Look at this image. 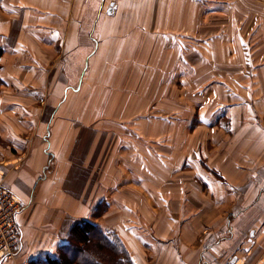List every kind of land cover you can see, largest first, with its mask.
<instances>
[{
	"label": "crops",
	"instance_id": "crops-1",
	"mask_svg": "<svg viewBox=\"0 0 264 264\" xmlns=\"http://www.w3.org/2000/svg\"><path fill=\"white\" fill-rule=\"evenodd\" d=\"M106 1L0 0V179L25 204L15 260L0 264L56 257L82 220L113 232L131 264H264V23L254 39L233 33L249 0H239L246 9L237 0H117L111 23ZM206 15L219 39L200 56L212 57L214 85L184 93L195 111L213 113L200 126L220 138L210 139L209 154L203 138L182 134L186 145H197L193 151L173 157L136 146L129 158L109 132L155 110L153 92L166 93L167 109L170 89L157 81L170 73L154 64L170 60L172 38L196 34ZM179 56L188 63L186 52ZM146 63L154 71L137 75ZM140 80L148 82L146 101ZM171 122L151 126L173 129ZM184 125L191 117L176 124ZM151 137L144 141L159 140ZM99 205L107 210L93 216Z\"/></svg>",
	"mask_w": 264,
	"mask_h": 264
},
{
	"label": "trees",
	"instance_id": "trees-1",
	"mask_svg": "<svg viewBox=\"0 0 264 264\" xmlns=\"http://www.w3.org/2000/svg\"><path fill=\"white\" fill-rule=\"evenodd\" d=\"M197 0L192 1L195 3ZM250 4V1H247ZM253 7L249 5V9L251 10ZM250 10L240 11L239 16L243 19L240 20L239 25L241 30L234 31L233 33L241 36V38H245L247 40L254 39L256 35L259 36L258 27L260 23H264V11H260L261 17L259 15H252ZM217 23H213L212 19H209L207 23H203L199 18L197 19V30L196 34L191 32L184 33H176L177 39H173L170 41V46H172L173 42L176 43V53L171 55L170 60H165L164 65L160 66L161 63H158L156 66V70L166 71L168 75L170 73V77L162 80H158L157 82H161L162 85L169 88L171 85H180L181 87H186L187 90H193L197 93L203 94L211 84L214 85V80L211 76H214V71L210 68V60L211 58H202L201 61H198L197 65H192L189 62L184 63V61L179 58V54L182 55L184 52L187 55H191L192 52L202 53L203 50L206 52L212 51V42L215 40L218 41V37L215 33L210 32L212 30V26ZM255 27L254 30L252 28ZM170 34V33H166ZM171 35V34H170ZM180 36L182 38H180ZM216 36V37H215ZM186 37V41L183 39ZM264 38V33L262 35ZM215 39V40H214ZM186 46V48H185ZM229 51V49H226ZM258 50V48H255ZM220 52H222L220 50ZM236 52V49H235ZM204 55V54H203ZM205 56V55H204ZM246 58L249 62L254 63L253 59L247 55H241V61ZM195 66L198 68H205L206 72L202 75H198L196 78L194 73L196 71ZM242 65V70H243ZM179 76L181 79H175V76ZM210 79L208 84H201L206 79ZM151 113L150 117L146 120L143 118H139L140 113L134 114V126H130L129 128H119L117 131L112 133L113 137L124 140L128 145V157L131 156V151L134 150L133 147H138V151L141 153H157L159 155L165 156V149H168L173 152H178L181 149V135L183 134L184 128L181 126H176V124L181 121L182 115L170 116L168 114H157L163 113L161 111L154 112V108L150 106L148 110H145ZM198 112L195 111L194 118H192V124L196 127L198 122ZM203 115L210 121H213V113L211 111L203 112ZM166 121L172 120L171 125L174 126L173 137L175 138V144L167 146L164 143L166 138L169 135V125L166 127L163 126H151L153 121ZM149 124V126H148ZM137 128L143 129L146 137L143 134H137ZM133 130H136L133 131ZM164 133V137H159V140L151 141L148 143L144 141L145 138H152L151 136L160 135V133ZM151 133H155L151 135ZM136 137H139L140 140H136ZM133 141V142H132ZM137 142L141 143L137 145ZM147 145L151 146V149H146ZM156 147H160V150H157ZM196 146H190L189 151H193ZM197 152V150H196ZM100 207H104L99 205ZM99 208L93 211V216H98ZM101 214V213H100ZM99 214V215H100ZM112 235V236H110ZM113 232H106L100 228L99 225L89 221L82 220L80 222L75 223L71 229L67 239V242L62 245L56 257H44L42 259L37 260L36 262H32V264H131L127 255L124 253L125 251L118 243L117 239L114 237Z\"/></svg>",
	"mask_w": 264,
	"mask_h": 264
},
{
	"label": "rangeland",
	"instance_id": "rangeland-1",
	"mask_svg": "<svg viewBox=\"0 0 264 264\" xmlns=\"http://www.w3.org/2000/svg\"><path fill=\"white\" fill-rule=\"evenodd\" d=\"M116 1L117 0H107L106 1V3H107V7H110L111 6V3H116ZM251 3L249 4L250 6H252L253 8L250 10L249 8V10L251 11V13H252V15H256L257 14V12H256V10H258V11H260V9L264 6V0H249ZM237 5H239L240 7H242L243 9H246L244 6H246V5H243V3L240 1L239 2V0H237V3H236ZM198 8L199 7H197V11H198ZM112 12V11H111ZM111 12L110 13H108V10H107V15H112V16H109V22H113V20H112V17H113V19H115V16H116V13L115 12H113L112 14H111ZM114 15V16H113ZM153 15L154 14H152V17H153ZM187 15H188V13H187ZM209 15H206L205 17H202V16H200V20L202 21V22H207L208 21V19L206 20L205 18H207ZM214 17H216L215 19H217L218 17H219V15H215ZM186 18V17H185ZM197 18V17H196ZM189 19V17L187 18V20ZM205 19V21H203ZM213 20V19H212ZM195 22H196V20H195ZM131 55V53L129 54L128 53V49H126V52H125V56L123 55V59L124 60H127L128 59V57ZM158 56V55H157ZM130 60H131V58H130ZM202 60V58H201V56H200V53H195V52H192V54L191 55H189L188 56V62L190 63V64H192V65H197L196 63L198 62V61H201ZM147 64L148 63H146L145 64V69H142V71L139 73H137V75H139V76H145V77H147V75L149 74V73H152L153 71H154V69H151V68H147ZM60 66H62V62H61V60H60ZM154 66L156 67V66H158V63L157 62H155V64H154ZM195 68H196V71H195V73H194V76L196 77H198V75L200 74V75H202L203 73H205L206 72V69L205 68H198L197 66H195ZM144 71V75H143V72ZM196 77V78H197ZM127 83H128V81H126ZM137 83H139V91H140V93H141V98L143 99V100H145L146 101V98H147V92H148V82L146 81V80H143V81H137ZM201 84H208V81H204V82H202ZM120 85H123V82L122 81H120ZM131 89H133V87L132 88H130L129 87V89L127 90V92L129 91V90H131ZM169 89H170V98H169V100L168 101H170V102H168V104H167V109L166 110H164L163 108V106H164V103H163V101H164V95L166 94L165 92H159V91H156V92H153L152 93V95L153 96H155V94H156V100H155V102L154 103H152V104H154L156 107H155V110H156V112H158V111H161V112H163V113H157V114H168L169 115V113L168 112H171L172 111V108H170L172 105H179V104H181V107H180V109H178L179 110V112H175V113H173V112H171V114L172 115H175V114H178V115H182L183 116V118H184V120H187V118H189V117H191V119L192 118H194V113H195V110H194V108H195V106H194V99L191 97V96H188V94H185L184 93V90H186L187 92L189 91V90H187V89H183V90H181V88L176 84V85H171L170 87H169ZM160 108H162L163 109V111L162 110H160ZM192 108V109H191ZM190 109V110H189ZM150 115H151V113H149V112H147V111H143L142 113H140V115H139V118H143L144 120H146V119H148L149 117H150ZM110 119V118H109ZM198 123H199V126L196 124V127L194 128V130H193V124L191 125V126H189V128H187L185 125H184V130H183V135H188L189 137H197V139L199 138V140L200 139H202L203 138V141H200V144H202V146H203V149H205V152L207 153V154H209V150L211 149V143L209 142L210 141V139H212V138H216V139H218V138H220V135L221 134H219L218 132H217V129H212L211 127H209V128H204V127H202V126H200V125H202V124H206V123H209V120L205 117V115H203V112H201V113H199L198 114ZM171 126H173V125H171ZM169 129V128H168ZM117 130H115V131H110L109 133H113V132H116ZM133 131H135L136 132V130H133ZM169 132V135H168V137L166 138V140L164 141V143L163 144H165V145H167V146H170V145H172V144H175V138L173 137V133H174V129H169L168 130ZM118 132V131H117ZM119 133V132H118ZM164 133H165V131H163V133H160V135H157V136H153V137H157V139H159V137L161 136V137H164ZM153 134H155V133H151V135H153ZM143 135H144V137H146L147 136V134H145L144 132H143ZM122 144V145H121ZM112 145H113V147H115L116 146V148L118 147V146H123V148H124V153H126V149L127 148H129V145L123 140V143H119V145H116V144H114V143H112ZM194 146H197L195 143L193 144ZM190 146H191V143H189L188 145H186L185 143H184V141L182 140V143H181V148H184V152H187V151H189V148H190ZM119 148V147H118ZM156 149L157 150H160V147H156ZM224 151H226V149H223ZM170 154L173 156V157H176V155H178V153L177 152H173V151H170ZM126 156H125V154H124V158H125ZM124 166H125V168H127V167H131V166H129L127 163H126V161L124 162ZM128 177H129V175L128 174H126L125 175V179L127 180L128 179ZM124 187H126V186H124ZM112 196V195H111ZM111 196L109 197V199H110V204L112 203L111 202ZM99 208V206H97V208H96V210ZM107 210V206H104V207H100L99 208V214L100 213H104L105 211ZM98 214V215H99Z\"/></svg>",
	"mask_w": 264,
	"mask_h": 264
},
{
	"label": "built area",
	"instance_id": "built-area-1",
	"mask_svg": "<svg viewBox=\"0 0 264 264\" xmlns=\"http://www.w3.org/2000/svg\"><path fill=\"white\" fill-rule=\"evenodd\" d=\"M24 207L23 201L0 179V259L15 260L21 240L17 217ZM223 264L234 263L229 258Z\"/></svg>",
	"mask_w": 264,
	"mask_h": 264
},
{
	"label": "water",
	"instance_id": "water-1",
	"mask_svg": "<svg viewBox=\"0 0 264 264\" xmlns=\"http://www.w3.org/2000/svg\"><path fill=\"white\" fill-rule=\"evenodd\" d=\"M114 7V3H111V7H109V9H108V13H110L111 12V10H112V8ZM235 260L234 259H232V262H234Z\"/></svg>",
	"mask_w": 264,
	"mask_h": 264
}]
</instances>
